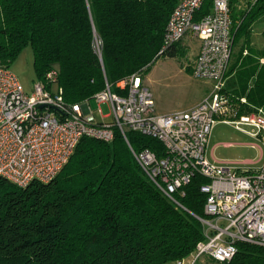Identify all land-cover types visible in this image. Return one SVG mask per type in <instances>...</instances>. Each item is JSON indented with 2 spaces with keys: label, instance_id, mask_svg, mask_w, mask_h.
Instances as JSON below:
<instances>
[{
  "label": "trees",
  "instance_id": "16d2710c",
  "mask_svg": "<svg viewBox=\"0 0 264 264\" xmlns=\"http://www.w3.org/2000/svg\"><path fill=\"white\" fill-rule=\"evenodd\" d=\"M176 0H0V66L27 46L36 80L47 74L74 104L131 74L145 75L160 57L186 54L181 42L162 50ZM230 0L233 46L264 4L237 8ZM205 0L194 20L208 13ZM97 37L100 57L93 50ZM242 48L228 69L227 89L250 106H264V63ZM254 78L253 85L247 87ZM142 78V77H141ZM134 149L163 155L161 143L126 133ZM115 131L111 142L82 138L59 173L47 183L21 188L0 178V264H175L188 262L204 240L198 218L204 178L168 199L146 179ZM221 264H264V247L238 242ZM209 258V257H207ZM197 262V261H196Z\"/></svg>",
  "mask_w": 264,
  "mask_h": 264
},
{
  "label": "built area",
  "instance_id": "2783aa9c",
  "mask_svg": "<svg viewBox=\"0 0 264 264\" xmlns=\"http://www.w3.org/2000/svg\"><path fill=\"white\" fill-rule=\"evenodd\" d=\"M210 1L208 13L194 20L205 0H176L165 25L162 50L188 36L197 40L192 76L213 83L197 104L184 111L158 114L140 73L114 86L105 82L91 98L71 104L51 74L45 82L34 81L27 94L10 68L0 66V178L21 188L50 182L82 138L106 143L119 131L146 179L168 199L183 193L194 177L206 180L199 189L205 196L206 218H198L205 238L188 262L175 264H194L202 256L226 263L237 252V241L264 247V164L238 170L230 162L207 158L208 137L218 122L264 142V106L240 112L249 103L226 87L233 45L230 0ZM244 1L247 9L264 4V0ZM101 49L95 37L93 50L99 57ZM101 104L107 105V114ZM127 132L155 139L163 155L147 147L134 149ZM258 150L259 160L264 159V150L260 146Z\"/></svg>",
  "mask_w": 264,
  "mask_h": 264
},
{
  "label": "rangeland",
  "instance_id": "374dc122",
  "mask_svg": "<svg viewBox=\"0 0 264 264\" xmlns=\"http://www.w3.org/2000/svg\"><path fill=\"white\" fill-rule=\"evenodd\" d=\"M242 5V4H241ZM243 7V5H242ZM237 8L240 9L237 3ZM242 9V8H241ZM186 49V54L177 57H160L150 70L142 76L148 91L154 100L155 111L158 114H170L185 110L205 96L213 87L207 80L192 76V66L198 53L199 42L189 36L180 43ZM245 49L256 60L264 57V12L260 13L249 24L245 33H240L232 49L231 64L236 60L240 51ZM10 70L17 76L25 92L32 90L36 74L33 65L31 47H25L11 63ZM254 78L249 80L247 87L253 85ZM95 108L93 103L90 105ZM103 114H107V105L101 104ZM207 158L211 162H230L235 169L255 168L264 164L260 159V150H264V142L251 138L235 129L234 126L216 123L208 137ZM225 143H229L226 145ZM256 145L257 147H254ZM212 153L209 152L211 149ZM251 161L255 164L243 162ZM194 264H221L202 256Z\"/></svg>",
  "mask_w": 264,
  "mask_h": 264
},
{
  "label": "crops",
  "instance_id": "0c3cea01",
  "mask_svg": "<svg viewBox=\"0 0 264 264\" xmlns=\"http://www.w3.org/2000/svg\"><path fill=\"white\" fill-rule=\"evenodd\" d=\"M243 5V7H242V5ZM238 6L240 7V9L242 8V9H245V8H247V6H248V3L246 2V1H244V0H238ZM230 77V76H229ZM204 97V96H203ZM203 97H201L200 98V100L203 98ZM199 102V100H197V102L195 103V104H197ZM194 104V105H195ZM194 105H191L190 107H188V108H186L185 110H187V109H189V108H191L192 106H194ZM182 111H184V110H182ZM252 138V137H251ZM226 145H229V143H225ZM212 150H214L213 148L209 151V152H211L212 153ZM248 162V161H247ZM246 162V163H247Z\"/></svg>",
  "mask_w": 264,
  "mask_h": 264
}]
</instances>
